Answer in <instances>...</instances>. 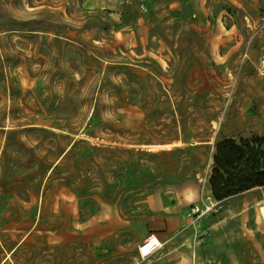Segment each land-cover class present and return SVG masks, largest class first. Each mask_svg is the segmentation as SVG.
Here are the masks:
<instances>
[{
  "label": "rangeland",
  "instance_id": "obj_1",
  "mask_svg": "<svg viewBox=\"0 0 264 264\" xmlns=\"http://www.w3.org/2000/svg\"><path fill=\"white\" fill-rule=\"evenodd\" d=\"M263 59L264 0H0V262L264 264V188L210 187Z\"/></svg>",
  "mask_w": 264,
  "mask_h": 264
},
{
  "label": "trees",
  "instance_id": "obj_2",
  "mask_svg": "<svg viewBox=\"0 0 264 264\" xmlns=\"http://www.w3.org/2000/svg\"><path fill=\"white\" fill-rule=\"evenodd\" d=\"M213 159L210 187L217 201L264 188V137L220 140Z\"/></svg>",
  "mask_w": 264,
  "mask_h": 264
},
{
  "label": "built area",
  "instance_id": "obj_3",
  "mask_svg": "<svg viewBox=\"0 0 264 264\" xmlns=\"http://www.w3.org/2000/svg\"><path fill=\"white\" fill-rule=\"evenodd\" d=\"M262 64L264 65V59L262 61ZM214 207V204L210 203L208 205H205L203 207L200 206H194L192 208V214L198 217H201L207 213H209ZM162 244L161 243H154L152 241V239L150 238H146L142 241V243L139 245L138 247V253L139 256L142 259H148L149 257H151L152 255H154L155 253H157L161 248H162Z\"/></svg>",
  "mask_w": 264,
  "mask_h": 264
},
{
  "label": "crops",
  "instance_id": "obj_4",
  "mask_svg": "<svg viewBox=\"0 0 264 264\" xmlns=\"http://www.w3.org/2000/svg\"><path fill=\"white\" fill-rule=\"evenodd\" d=\"M159 239L162 241V239H161L160 237H159ZM162 242H163V241H162ZM140 244H141V243H140ZM140 244H139V245H140ZM139 245H138V247H139ZM12 253H13V252L7 253V256L1 260L0 264H9L8 262H9V260L11 259V254H12ZM157 253H159V251H158ZM157 253H155L154 255H156ZM9 255H10V257H9ZM152 256H153V255H152Z\"/></svg>",
  "mask_w": 264,
  "mask_h": 264
},
{
  "label": "bare ground",
  "instance_id": "obj_5",
  "mask_svg": "<svg viewBox=\"0 0 264 264\" xmlns=\"http://www.w3.org/2000/svg\"><path fill=\"white\" fill-rule=\"evenodd\" d=\"M171 145H165V147H170ZM161 147H164V146H161ZM261 212L263 213L264 215V207L261 208Z\"/></svg>",
  "mask_w": 264,
  "mask_h": 264
}]
</instances>
